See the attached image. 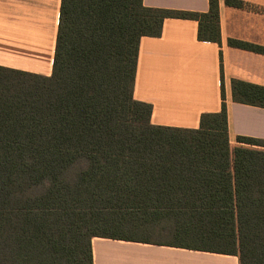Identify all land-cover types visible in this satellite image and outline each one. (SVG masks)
Listing matches in <instances>:
<instances>
[{
  "label": "trees",
  "instance_id": "obj_1",
  "mask_svg": "<svg viewBox=\"0 0 264 264\" xmlns=\"http://www.w3.org/2000/svg\"><path fill=\"white\" fill-rule=\"evenodd\" d=\"M169 17L221 41L219 0L207 12L62 0L51 75L0 67V264H93L95 236L264 264V139L231 149L224 90L198 128L155 125L134 98L140 40ZM232 93L264 108V86L233 79Z\"/></svg>",
  "mask_w": 264,
  "mask_h": 264
},
{
  "label": "crops",
  "instance_id": "obj_2",
  "mask_svg": "<svg viewBox=\"0 0 264 264\" xmlns=\"http://www.w3.org/2000/svg\"><path fill=\"white\" fill-rule=\"evenodd\" d=\"M219 0L220 43L198 38L194 19L169 17L160 36H143L134 98L152 104L155 125L198 128L218 112L222 91L231 149L237 136L264 139V108L235 102L232 80L264 86V54L231 46L237 39L264 46V0ZM62 0H0V67L51 75ZM147 7L207 12L209 0H143ZM93 264H240L239 257L143 240L95 236Z\"/></svg>",
  "mask_w": 264,
  "mask_h": 264
},
{
  "label": "rangeland",
  "instance_id": "obj_3",
  "mask_svg": "<svg viewBox=\"0 0 264 264\" xmlns=\"http://www.w3.org/2000/svg\"><path fill=\"white\" fill-rule=\"evenodd\" d=\"M154 239V238H153ZM169 238H167V239H161V240H165V241H170V239L168 240Z\"/></svg>",
  "mask_w": 264,
  "mask_h": 264
}]
</instances>
